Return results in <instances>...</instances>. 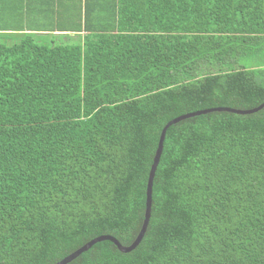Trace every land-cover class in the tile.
<instances>
[{
    "label": "trees",
    "instance_id": "obj_1",
    "mask_svg": "<svg viewBox=\"0 0 264 264\" xmlns=\"http://www.w3.org/2000/svg\"><path fill=\"white\" fill-rule=\"evenodd\" d=\"M84 2L0 32V264L132 246L166 125L264 105V0ZM70 264H264V109L170 127L140 245Z\"/></svg>",
    "mask_w": 264,
    "mask_h": 264
},
{
    "label": "water",
    "instance_id": "obj_2",
    "mask_svg": "<svg viewBox=\"0 0 264 264\" xmlns=\"http://www.w3.org/2000/svg\"><path fill=\"white\" fill-rule=\"evenodd\" d=\"M262 109H264V105H262L261 107H259L257 109H254L252 111H239V110H234V109H222V108H220V109H212V110H205V111H201V112H198V113H194V114H190V115H185V116L179 117V118L171 121L170 123H168V125H166V127L162 131V134H161V137H160V141H159L158 150H157V153H156V156H155V159H154V164L152 166V169H151V172H150V176H149L148 189H147V204H146V213H145L144 224H143L141 232H140L138 238L136 239V241L134 242V244L132 246H130V247H123L113 237H110V236L100 237V238H97V239L93 240L92 242L88 243L87 245H85L84 247H82L81 249L76 251L74 254H72L71 256L67 257L66 259H64L63 261H61L58 264H70L71 262H73L74 260L79 258L82 254L88 252L96 244L104 242V241H111L123 253H130V252L134 251L135 249H137V247L140 245V243L144 239L145 234H146V232L148 230L149 223H150L151 214H152V205H153V185H154V180H155L156 172H157V169H158V166L160 164L161 157H162V154H163L164 143H165V140H166L167 131H168V129L170 127H172L173 125H177L178 123H180L182 121H185L187 119H190V118H193V117L207 115V114L214 113V112H231V113L239 114V115H249V114H255V113L261 111Z\"/></svg>",
    "mask_w": 264,
    "mask_h": 264
},
{
    "label": "crops",
    "instance_id": "obj_3",
    "mask_svg": "<svg viewBox=\"0 0 264 264\" xmlns=\"http://www.w3.org/2000/svg\"><path fill=\"white\" fill-rule=\"evenodd\" d=\"M52 0H0V17L2 18L0 21V27L3 26L1 23L5 21L7 18L12 17H38L44 15L53 14L54 10L66 11L65 13L73 12L71 10L75 9H85V0L82 2H76V0H61V4L57 5V9L53 7V5L47 4V2ZM44 2V5H43ZM46 3V4H45ZM46 6V7H45ZM63 13V14H65ZM15 19V18H12ZM1 33H19L17 30H21L20 26L17 28L6 26L5 28H0ZM30 33V32H29ZM32 33V32H31ZM60 37L61 35H66V33H55ZM75 35V34H71ZM76 36V35H75Z\"/></svg>",
    "mask_w": 264,
    "mask_h": 264
},
{
    "label": "rangeland",
    "instance_id": "obj_4",
    "mask_svg": "<svg viewBox=\"0 0 264 264\" xmlns=\"http://www.w3.org/2000/svg\"><path fill=\"white\" fill-rule=\"evenodd\" d=\"M3 19L5 17H2ZM28 21V18L25 17H18L16 19H12V18H7L5 21H3L1 24L6 27V26H11V27H14V28H17L18 26H23L26 22ZM72 37V40L73 41H78V38L75 36V35H71Z\"/></svg>",
    "mask_w": 264,
    "mask_h": 264
}]
</instances>
